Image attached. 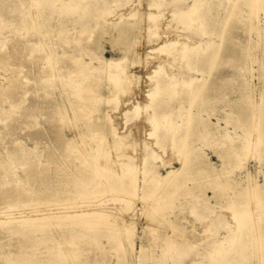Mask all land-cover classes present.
I'll return each mask as SVG.
<instances>
[{
  "label": "rangeland",
  "instance_id": "obj_1",
  "mask_svg": "<svg viewBox=\"0 0 264 264\" xmlns=\"http://www.w3.org/2000/svg\"><path fill=\"white\" fill-rule=\"evenodd\" d=\"M192 1L0 0L5 17L0 19V39L6 41L13 34L21 42L41 38L45 48L55 47L61 54L55 39L60 26L73 33L71 42L82 26L94 20L104 28L98 33L101 40L91 69L100 74L99 95L95 109L85 113L97 126L72 118L68 108L70 118L62 126L74 151L59 153L51 133L54 123L44 116L46 109L39 101L32 102L38 98L34 94L23 102L17 98L24 107L18 109L17 119L0 121V168L7 164L0 170V190H8L15 182L40 196L27 202L7 192L0 200V264H264V0L244 4L242 0H200L197 8L189 10L192 15L177 12ZM165 11L166 19L160 16ZM150 14L154 15L149 19L154 22L151 38L160 37L149 42ZM73 20L77 27L73 28ZM118 21L129 23L126 38H116L112 26ZM168 27L187 28L184 41L189 47L198 39L204 43L184 51L177 40L168 47L161 38L165 35L162 28L166 31ZM40 29L49 31L46 42ZM167 36L172 38L173 33ZM210 38L214 43L207 45ZM170 51H176V57ZM158 59L168 61L161 66L163 74L177 77V84L170 87L174 93L165 119L174 118L175 123L164 122L152 140L146 136L150 126L145 120L155 111L142 90L151 84ZM84 61L89 62V57L84 56ZM49 62L54 65L53 57ZM119 64L124 72L121 80L113 82L107 73L116 75ZM10 68L0 65V84L12 73ZM193 74L206 80L204 89L202 84L185 83ZM202 89L206 94L200 98ZM55 92L52 100L60 101V93ZM200 100L195 117L193 105ZM67 103L63 100L64 106ZM136 104L139 107L131 110ZM8 105L4 102V109ZM125 111H129L126 116ZM29 123L34 124L31 129L21 130ZM39 128L46 137L36 143L31 133ZM158 135L163 137L159 145L153 143ZM180 137L182 142L175 146L173 139ZM119 138L117 153L99 154L95 140L107 147ZM11 141H18L32 161L2 164L4 146ZM49 151L55 158L51 164L46 159ZM184 152L187 157L181 156ZM117 155L133 164L121 176L115 174L120 170L111 161ZM93 159L104 163L108 171L99 173L90 184L74 174L82 166H92ZM182 165L179 172L144 192L129 187L144 168L154 169V176L161 180ZM29 166L39 169L31 177ZM166 238L174 240V248H168Z\"/></svg>",
  "mask_w": 264,
  "mask_h": 264
},
{
  "label": "bare ground",
  "instance_id": "obj_2",
  "mask_svg": "<svg viewBox=\"0 0 264 264\" xmlns=\"http://www.w3.org/2000/svg\"><path fill=\"white\" fill-rule=\"evenodd\" d=\"M243 1L247 2L248 0H242V3H243ZM252 1L253 0H251V3H252ZM259 1L261 2L262 0H259ZM240 2H241V0H240ZM198 3H200V0H193L192 4L189 6L188 5L187 6L175 5L174 8L176 6H179V8H180V6H182L181 7L182 9L181 10L179 9L180 11L178 10L177 12L178 13L180 12L179 14H181V15H185V14L187 15L189 10L198 7L197 6ZM167 8L169 9V7H167ZM195 11L193 10V12H195ZM161 14L162 15H160V16L164 17L165 19L169 16V15H167L166 11L162 12ZM168 14L171 15L172 13H168ZM190 14H188V15H190ZM171 16H174V15L172 14ZM153 17H154V15L150 14L148 17V20L150 18L152 19ZM4 18L5 17L1 13V7H0V19H4ZM165 19H164V21H165ZM169 20H170V18H169ZM63 22H64V20L63 21L61 20L60 24H63ZM167 22L168 21H166V23ZM72 23H73V28L77 27L74 25L75 20H73ZM17 24H18V21H17ZM113 25L114 26H112V28H115L116 33H117L116 38H118V37L119 38H126L127 36H129V33H130L129 30L130 29L128 28V26H129L128 22L118 21L116 23H113ZM168 25L169 24H167L166 27ZM30 26H31L30 23H28V28ZM73 28L71 27V29H73ZM186 29L187 28H185V29L184 28H180V29L178 28L177 29L176 27H174L173 29L172 28L169 29V27H168V29H166V31H164V28H162L163 33L165 34V35H161V38L163 39L162 42L166 43V45H168V47H169V45L177 44L178 42H176V41L179 40V42L181 41L180 44L182 45V47L179 46V48L180 49L184 48V51H185L186 48L189 47V46H187L189 44H187L185 42L186 39L188 38V35H186L184 32V30H186ZM42 30L43 29H40V32H41V35L43 37L46 36V38H44L45 42H46V40L50 38V36H48L49 31L44 32ZM103 32H104V28L101 27L99 20H94V22L92 24L89 23V25H86L84 27L82 26L81 30L78 31L79 34L82 33L83 35H85L84 37H79L78 36L79 34L76 35L74 33L75 35H74L72 42H71V41H69V39L72 38L73 33L69 34L67 28H62L60 26L59 30L55 33V39H56L58 45L62 49L61 54H58L56 52L55 47H54V50L51 47H49L48 49L45 48L44 40H41V38H35V39H32L31 41L26 40V41L21 42L20 36L16 35V34L11 35V37L13 39H11V40L8 39L7 41H6V39H4V37H1V39H0V65L3 66L4 69L11 67L10 69L12 70V73L10 75H8V77L4 76L3 82H1V84H0V121L3 123H9L12 120L17 119V117H19V115H20L19 114L20 110H18V109H24V107H20V103H17V98L19 97V99H21V101L23 102V100L26 97H28V99H29L30 96H32L34 94V97H38V98H36V99L34 98L32 100V102H34L35 100L39 101L41 104V107L42 108L44 107V109H46V112L43 109L44 110V113H43L44 116L49 120L50 123H54V125H53L54 129H53V131H51V133L54 135V143H55V146L57 147V149L59 150V153L65 155V154H68V151H71V152L74 151L76 148L75 147L72 148L69 140L65 138V136L63 134V127L62 126L65 123V118H67L69 116L67 111H66L67 108L71 112L72 118L84 120V123L87 126H89V125L91 127L97 126V124H93L94 121H92L90 119L91 118L90 115H86L87 114L86 112H88V111L92 112L95 109L96 99L99 95L98 78L100 77V74L92 73L91 69L94 68L92 66L93 58H97V56H96V48L98 46L97 41L101 40V39H99L100 36L98 38V33H103ZM171 32L173 33L172 38L167 36ZM37 33H38V31L35 32V35H37ZM153 33H154V22H151L149 20V27H148V34H147V37H148L147 40L149 42L151 40L156 41L160 37V35H158L155 38H151ZM82 39L86 40L85 45L78 46L75 44V42L79 44V41H81ZM202 43H204L202 41V39L201 40L198 39V42L197 41L192 42L190 44L191 47H189V50L194 49V48L197 49L198 46L201 45ZM207 43L213 44L214 42L210 38L208 41L206 40V44ZM68 44L70 45V49L66 48ZM166 45H164V46H166ZM81 48H82V51H81ZM161 48L162 47H160L159 49H161ZM178 50H176V51H178ZM45 52H47V53H45ZM174 53L171 52V54H174ZM175 55L176 54H174V56ZM84 56L89 57L90 63L84 61ZM169 56L172 57L173 55L171 56L169 54ZM50 57H53L54 65H49L50 64V62H49ZM213 57H214V55H213ZM177 59H179V58H177ZM198 61H200L199 57H198ZM156 62H157V64L154 66V68H157V71H154L153 72L154 75L152 77H150L151 84L145 86L146 89L142 90L143 93H145V97L150 99V102L152 101L153 105L151 103L150 106L153 107V110L155 111L152 116L148 115L149 117H147V119L145 120L147 122L148 126H150V128L146 134V136L149 137L150 139H152L153 136L158 131H160L162 129V127L164 126V122H169L171 120L175 123L174 118H172L170 120H165V119L168 118L167 114L170 113V111H167V109H166V108H168V104L170 102L169 97L174 93V91L171 90L170 87L173 86L174 84H177V80H176L177 77H175L174 75H171V74L166 75V74L162 73L163 69H161V66L164 65L166 62H168L167 60L158 59ZM200 70H202V69H200ZM122 72H124V68L121 64H119L116 67V75L112 76V73L108 72L107 77L111 78V80L113 82H116L117 80H121L120 77H121ZM26 77H28L29 80H25V79H28ZM181 78L183 80L187 79L185 81V83L186 82L187 83H194L195 82L199 85L202 84V86L205 84L204 81H206V80H204L203 77L200 80L196 79L194 74L191 75L190 77L185 78V79H184V77H181ZM122 79H123V77H122ZM122 82H124V81H122ZM119 83L120 82H118L117 84H119ZM121 84H123V83H121ZM123 87H125V86H123ZM123 89H125V88H123ZM203 89H204V86H203ZM203 89L200 92L199 96L197 95L200 98L202 97L201 96L202 94H204V93L206 94V90H203ZM56 90H57V93H60V99H61L60 101L61 102L59 101L58 98L56 100L55 99L52 100L54 98L53 94L56 93L55 92ZM120 91H121V89H120ZM57 95H56V97H57ZM65 99L68 101L66 106L63 105V100H65ZM4 102H8V104H9L8 109H4V107H3ZM61 103H62V105H61ZM138 105L139 104H136L135 106L133 105V107L131 106V108H132L131 110H133V109L136 110L139 107ZM200 105H201V100H200V102L195 103L193 105L196 108L194 110V111H196V112H194L195 114L192 113V115L194 114L193 116H195V117L197 116V111H199ZM28 107H29V105H28ZM25 109H27V107H25ZM128 112L129 111H125L123 113V115L126 116ZM68 118H70V117H68ZM201 122H203V121L201 120ZM98 125H100V123H98ZM112 125L113 124H110V122L108 123V127H109L108 131H110V132H112ZM32 126H34V124H32ZM32 126H31V123L26 124L25 126L22 127L21 130H24V129L29 128V127H30L29 129H31ZM167 129H169V128H167ZM115 130H116V128H115ZM196 130H198V129H196ZM194 133H195V131H194ZM45 135H46L45 132H42V128H39L38 130H35L34 132L31 133L32 139L36 143L39 141L41 142L46 137ZM160 135H158V137L155 139V142H153V141L152 142L159 145L160 141L163 139V137L161 138ZM117 137H119V136H117ZM91 138L94 139V137H91ZM173 141L175 143V146L176 145L178 146L182 142V137L173 139ZM17 142L11 141L4 146L6 152H5L4 156L2 155L3 156L2 160H1L2 164L6 163V162L8 163L11 160L23 161L25 159H30V161H32V156H28L29 153H26L25 152L26 150L24 151L23 148H21ZM94 143L98 147L97 151L99 152V154L105 155V154H111L113 151L115 153H117L116 151H118V148H120L121 140H120V138L116 139V140H114V142H112L114 144H109V145H107V147L105 146V144L102 141H99V140H95ZM153 143H151V147L154 145ZM150 152H152V150H150ZM178 154H180V153H178ZM53 155L54 154L52 151L47 152V156H46L47 158L46 159L48 160V164H51L54 162L55 158ZM181 156L187 157L185 152ZM4 158H5V162H4ZM83 158H86V157L83 156ZM180 160H182V159H180ZM111 161H113V165L115 166V168L120 170V173H118V172L115 173L117 176L124 175L128 170L130 171L131 169H129V168H131V166L133 165L132 162L130 163V160L128 162V159L122 160L120 155L115 156V158H112ZM92 163H93V165L90 167H86V166L83 167L82 166L81 168H79L77 170L76 174H74V175L75 176H77V175L84 176L85 179H83V181H86L87 183L91 184V183H94V177L95 176H97L99 173L102 174V172L105 173L106 171H108L107 166L104 163H98L95 159H93ZM183 165L181 168H179V169L177 168L174 172L173 171L167 172L165 177H162V178L160 177L161 180L158 177L154 176V169L144 168V171L142 172L143 174L137 178L138 179V181H137L135 179L136 176H135V170H134L132 175H133V177L135 176L134 177L135 180L133 179V181L132 180L130 181L129 187L132 188V190L134 192H137V190H138V193L141 191L144 192L149 186L153 185L154 183H156L158 181H163L166 177L170 176L172 173L174 174L176 172H179L181 169H183ZM5 166L4 165L1 166L0 170L4 171ZM36 170H39V169L34 168L33 166H29V169L27 171L28 176L30 175V177H31L32 174H34L33 172H36ZM29 181H31V178L29 179ZM97 184L98 183L96 182L95 185H97ZM107 188H108V190L111 191L110 186H108ZM7 192L14 195L13 197L19 201L33 202V201L38 200L40 198L39 193L36 192L34 189L28 190V189L24 188L22 185L17 184L15 182L10 185V188L8 190H0V200L1 201H3ZM241 222L243 223V221H241ZM254 227H255V225H254ZM227 229H229V228H227ZM227 229H225V230H227ZM226 232H228V231H226ZM256 235H257V233H256ZM262 235H264V233ZM153 239H154V237H153ZM165 240H167V245H169L168 248L172 249L175 247L174 246V240L171 241L168 238H166ZM57 257H59V252L57 253ZM61 258H62V256H61ZM61 258L59 257V259H61Z\"/></svg>",
  "mask_w": 264,
  "mask_h": 264
}]
</instances>
